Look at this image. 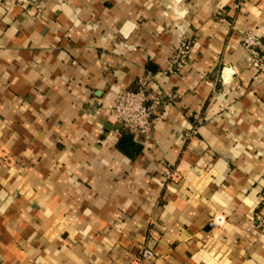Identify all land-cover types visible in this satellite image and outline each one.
Wrapping results in <instances>:
<instances>
[{"label": "crops", "instance_id": "1", "mask_svg": "<svg viewBox=\"0 0 264 264\" xmlns=\"http://www.w3.org/2000/svg\"><path fill=\"white\" fill-rule=\"evenodd\" d=\"M21 3L0 0V264H264V70L240 42L264 0ZM140 78L171 101L136 141L106 105Z\"/></svg>", "mask_w": 264, "mask_h": 264}, {"label": "built area", "instance_id": "2", "mask_svg": "<svg viewBox=\"0 0 264 264\" xmlns=\"http://www.w3.org/2000/svg\"><path fill=\"white\" fill-rule=\"evenodd\" d=\"M21 4L27 5L32 0H17ZM237 6V5H236ZM241 46L248 52L249 65L258 71L264 70V38L260 37L253 30L248 29L241 35ZM191 50V42L181 40L174 50L169 60L168 71L170 73L181 70L187 62ZM171 101V96L151 94L147 91L144 78L138 80V87L135 90L120 89L115 93L112 102L106 105V108L114 115V121L119 123L120 127L133 136L136 141L140 138L148 137L151 134L155 113L165 107ZM198 123L201 119L198 118ZM167 179H177L175 170L168 169L165 172ZM257 226L264 231V219L256 215ZM223 222L221 215H213L209 220V226H219ZM154 257L153 250L145 247L141 250L139 260L131 264H139L143 260H151Z\"/></svg>", "mask_w": 264, "mask_h": 264}, {"label": "trees", "instance_id": "3", "mask_svg": "<svg viewBox=\"0 0 264 264\" xmlns=\"http://www.w3.org/2000/svg\"><path fill=\"white\" fill-rule=\"evenodd\" d=\"M124 143L126 144V146H129V148L138 149V147H139L138 144L133 142L132 137L129 134H126V135L121 137V139L119 141V146L122 148L123 147L122 145Z\"/></svg>", "mask_w": 264, "mask_h": 264}]
</instances>
